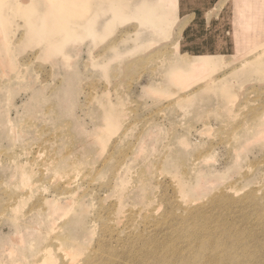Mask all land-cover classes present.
I'll return each mask as SVG.
<instances>
[{
    "label": "rangeland",
    "instance_id": "rangeland-1",
    "mask_svg": "<svg viewBox=\"0 0 264 264\" xmlns=\"http://www.w3.org/2000/svg\"><path fill=\"white\" fill-rule=\"evenodd\" d=\"M113 1L0 0V264L46 250L48 264H182L202 250L203 264H264V45L241 57L236 43L252 15L181 0L161 31L131 15L139 0H116L123 19ZM30 16L98 30L52 56L28 41ZM206 53L215 70L180 79Z\"/></svg>",
    "mask_w": 264,
    "mask_h": 264
},
{
    "label": "bare ground",
    "instance_id": "bare-ground-1",
    "mask_svg": "<svg viewBox=\"0 0 264 264\" xmlns=\"http://www.w3.org/2000/svg\"><path fill=\"white\" fill-rule=\"evenodd\" d=\"M263 1L264 0H261V2L258 1L256 3H253L254 4L253 5L251 3H248V0H238L237 6L241 7V9L244 8L243 11L240 10V12H242V14L246 13L248 15L247 16L248 18L251 17V15H252V19L249 18L247 20L245 19L246 16L242 15V17L244 16L243 18L246 20V22L245 21L243 22V20H244L243 19L241 21V23L243 22V25H241V26L244 27L243 31H245L246 35L243 37L242 40H237L236 41V43H237V54L239 56H241V57L242 56H246V55H248L251 52H254L258 47L264 45V42L259 41L260 40L259 39L260 36L258 37L257 36L258 33H256V31H259V27L264 25V24H262V21L259 20V18L257 17V15L261 16V15L264 14V10H262V7L264 6ZM91 3L88 2L87 6L89 4H91ZM181 4H182L181 0H139L136 3V8H135L136 11L131 13V15L136 17V19L144 27H151V28H153L155 30H161V31L162 30H167L169 27H171L172 23L174 22V18L176 16V12L179 10V7L181 6ZM111 6H117L118 7V8H112L111 7L109 9V10H111L113 12V15H115L117 18L123 19V18H125L127 16V14H128V13H126L127 9L124 8L123 4H120L116 0H114L111 3ZM79 11H81V10H79ZM78 12L76 10V14ZM81 12H79V13H81ZM83 12H86L88 14V11H83ZM79 15H81V14H79ZM3 21H4L3 18H0V33H1V35L4 33V31L8 30L7 23H3ZM96 24H97L96 19L89 18V17L84 19V21H80V20L74 19V18H71L69 20L68 19H66V20H62V19L57 20V18H55V17L54 18H45V19H42V20H35V19H33L31 17L28 20L29 30H28V33H27L26 37H27L28 41H31V43H36L37 44V43L46 42L45 43L46 44V46H45L46 47L45 48L46 53H48L49 55H52V56H54V55L57 56V55H60V54H67L66 50L68 49V46L70 45V42H71L70 40L72 39L73 36H77V34H75V31L77 29L84 28L88 33L92 34L93 36H96L97 30H98L97 27H96ZM260 30H261V28H260ZM247 34H251V35H249L247 37ZM2 36H0V38ZM10 36L11 35L4 36L5 38L3 39V44H7V40L10 39ZM216 58L217 57L214 56V54L206 53V54H201L200 55L199 62L196 63V64H194L196 59L194 61L190 60L189 63H187L189 66H191L190 71L187 70V71L181 72V75L179 74L180 79L183 78L184 76H185V78L188 76V77H190V79H192V77H194V79H196V80L203 78L204 74L203 75H199V74L203 73L206 69L208 70V69H212L213 68V70H215L214 67H215L216 61H217ZM255 58H257V57H255ZM248 63H249V61H248ZM202 65H204L205 67H202ZM184 68L185 67H182L181 70H184ZM176 75L174 77H176ZM201 80H199V81H201ZM211 80H212V77H211ZM207 81H208V79H207ZM206 84H208V83H206ZM10 122H11V120L9 121V123ZM116 126H119V125H116ZM115 127H113V128H115ZM10 128H11L10 129L11 132H13L15 127L13 128L12 124H10ZM59 173H61V172H59ZM121 184H123V183H121ZM182 186L185 187L184 185H182ZM119 188H122V187H119ZM56 203H57V201H56ZM60 209H61L60 205L59 204H55L54 211H53V216L54 217L60 214L59 213ZM189 210H193V209L190 208ZM192 212L193 211H191V215H192ZM50 216H49V218H50ZM55 228L58 229V225H57V227L55 226ZM21 236H22V234L20 235V237ZM50 248L53 251V248L52 247H50ZM162 248L164 249V247H162ZM71 249H72V247H71ZM45 250H46V248H45ZM46 251L42 252V253L47 254ZM12 252H13V250H12ZM205 253H206L205 250L200 251L196 255V256H200V258L199 259H194V261H193V259L190 260L189 258H187V260L183 259L182 260L183 261L182 264H184V263L185 264H193V263L194 264H203L200 261L205 256ZM44 255H43L42 258H39V259H35L34 258V259L30 260V261L27 259V256L24 255V259L21 262L23 264H48V262H50L52 260V258H50L48 255H46V256H44ZM54 255L56 256L55 253H54ZM218 255H220V256L221 255L234 256V255H232L230 253L229 250H226V251H217L216 250L215 257H217ZM53 260H54V258H53ZM57 260H59V259L57 258ZM88 261H92L93 262L92 258H88L86 260L85 264H89ZM56 262L57 261H55V263ZM237 263H240V262H236L235 264H237ZM214 264H217V262H215Z\"/></svg>",
    "mask_w": 264,
    "mask_h": 264
}]
</instances>
